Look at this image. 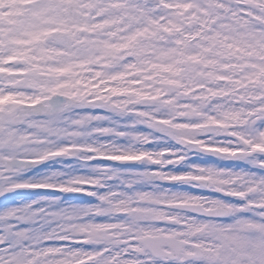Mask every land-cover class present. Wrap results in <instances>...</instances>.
I'll use <instances>...</instances> for the list:
<instances>
[{"label": "snow or ice", "instance_id": "6c2138e0", "mask_svg": "<svg viewBox=\"0 0 264 264\" xmlns=\"http://www.w3.org/2000/svg\"><path fill=\"white\" fill-rule=\"evenodd\" d=\"M0 264H264V0H0Z\"/></svg>", "mask_w": 264, "mask_h": 264}]
</instances>
